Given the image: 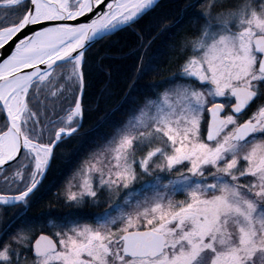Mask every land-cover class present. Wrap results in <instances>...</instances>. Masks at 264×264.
Returning a JSON list of instances; mask_svg holds the SVG:
<instances>
[{"label":"snow or ice","instance_id":"obj_1","mask_svg":"<svg viewBox=\"0 0 264 264\" xmlns=\"http://www.w3.org/2000/svg\"><path fill=\"white\" fill-rule=\"evenodd\" d=\"M160 6L0 0V218L15 210L0 264H264V0H187L146 33L140 21ZM129 30L133 83L83 158L85 144L59 155L56 195L76 212L29 215L83 128L97 74L102 92L111 84L103 49ZM165 34L167 76L148 57Z\"/></svg>","mask_w":264,"mask_h":264},{"label":"trees","instance_id":"obj_2","mask_svg":"<svg viewBox=\"0 0 264 264\" xmlns=\"http://www.w3.org/2000/svg\"><path fill=\"white\" fill-rule=\"evenodd\" d=\"M159 3L161 6L150 15L145 16L138 25V27L143 29L146 33L149 32L160 20H165L167 23L174 21L183 4L187 3V0H160ZM112 40L115 41V43H112L110 46H105L103 49L107 52V56L109 57L104 60L103 64L104 67H110L111 69V84L102 92V89H105L107 77L103 72L97 74L93 86L89 89L87 104L91 110L85 114L83 128L80 130V133L76 138L66 143L61 149L57 150L58 158L53 164L52 172L45 181L46 186L51 187V190H46L42 195V198L33 204L29 211V215L31 216H38L44 213L51 214L49 218L54 219L56 217H63L67 214L76 212V209L62 200H59L56 195L58 192L61 193L60 182H64V179H66V176L57 179L58 170L64 167V160L59 158V155L62 153L64 158H67L80 144L86 145L85 151L80 153V158H83V156L86 155L87 148L93 146L92 139L96 135V133L93 132V129L96 128L97 124L106 114L111 113L121 103L125 92L128 90V85L133 83V78L136 74L138 62L134 56L129 55L130 50L136 48L138 45L136 35L129 30L128 32L114 36ZM167 40L168 34L160 36L148 51V57L156 56L158 58L160 71L163 76L169 75L168 71H166V66L171 67L169 63L170 56ZM96 48H101V46L97 45ZM95 51L96 49H93V53H95ZM153 79H158V77L153 74L137 82L138 89L144 91V86ZM97 101H99L98 107ZM121 119H123V117L120 112H116L115 116L111 117L112 122ZM111 130L110 127H104L100 129V132L102 134H107L110 133ZM52 184L55 186L52 187ZM9 210L14 211L13 209ZM96 210L98 211L99 209ZM8 211L4 214V217L6 218L9 214ZM81 211L85 212L84 209ZM13 213L14 212H11L9 217Z\"/></svg>","mask_w":264,"mask_h":264},{"label":"rangeland","instance_id":"obj_3","mask_svg":"<svg viewBox=\"0 0 264 264\" xmlns=\"http://www.w3.org/2000/svg\"><path fill=\"white\" fill-rule=\"evenodd\" d=\"M160 1V0H159ZM144 179H147V178H144ZM60 186H61V193H62V191H63V187H64V182H60ZM177 199H183L184 197L182 196V195H178L177 197H176ZM84 210H85V212H83V213H90V212H95V211H97L95 208H88L87 206L86 207H84L83 208ZM82 209V210H83ZM14 210V209H13ZM15 211V210H14ZM14 211H11V210H9L8 212H9V214L7 215V218L6 217H4V215H3V217L2 218H0V229H2L3 228V226H4V223L6 222V220L9 218V215H10V213L11 212H14ZM99 211V210H98ZM62 217V216H61ZM5 218H6V220H5ZM5 220V221H4Z\"/></svg>","mask_w":264,"mask_h":264}]
</instances>
